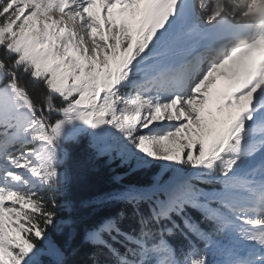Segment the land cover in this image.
I'll return each instance as SVG.
<instances>
[{
  "label": "snow or ice",
  "instance_id": "1",
  "mask_svg": "<svg viewBox=\"0 0 264 264\" xmlns=\"http://www.w3.org/2000/svg\"><path fill=\"white\" fill-rule=\"evenodd\" d=\"M0 264H264V0H0Z\"/></svg>",
  "mask_w": 264,
  "mask_h": 264
},
{
  "label": "trees",
  "instance_id": "2",
  "mask_svg": "<svg viewBox=\"0 0 264 264\" xmlns=\"http://www.w3.org/2000/svg\"><path fill=\"white\" fill-rule=\"evenodd\" d=\"M106 186H107V177L104 176V175H101L99 177H96L93 180V183L90 186V188L88 190H86L85 192L80 193V195L87 196L91 192L98 191V190H100V189H102V188H104Z\"/></svg>",
  "mask_w": 264,
  "mask_h": 264
}]
</instances>
